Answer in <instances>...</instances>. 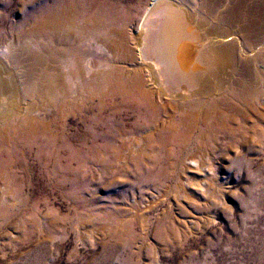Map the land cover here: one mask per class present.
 <instances>
[{
  "label": "bare ground",
  "instance_id": "bare-ground-1",
  "mask_svg": "<svg viewBox=\"0 0 264 264\" xmlns=\"http://www.w3.org/2000/svg\"><path fill=\"white\" fill-rule=\"evenodd\" d=\"M218 137L264 143V0H0L1 192L20 198L36 178L40 194L77 201L87 172L115 170L206 213L189 192L214 190L205 165ZM246 156L237 169H252ZM37 211L12 223L8 246L26 251L0 264L58 260V220Z\"/></svg>",
  "mask_w": 264,
  "mask_h": 264
},
{
  "label": "rangeland",
  "instance_id": "rangeland-1",
  "mask_svg": "<svg viewBox=\"0 0 264 264\" xmlns=\"http://www.w3.org/2000/svg\"><path fill=\"white\" fill-rule=\"evenodd\" d=\"M218 140L219 143L211 147L210 162L205 165L214 190L206 193L193 188L189 192L196 194L197 205L206 213H195L187 200L172 194L165 196L159 183L145 184L132 174L115 177V170L87 172L85 198L77 201L73 199L77 191L69 198H61L55 192L40 194L36 178L26 182L19 192L20 198L13 196L18 195L14 186L0 191V209L9 211L10 220H0V228L7 227L0 233V260L26 251L8 246L10 240L17 241L19 237L12 223L21 219L20 214H25V219L29 220L30 212L37 206L36 219L40 222L47 219V214L58 220L56 233L60 240L57 241L63 244H60L62 252L55 264L256 263V251L264 248V143L256 140L250 143L248 150H243L241 143L229 145L222 137ZM191 149H188L189 155L193 152ZM13 152L11 149L10 155L14 157L11 167H17L21 156ZM243 154L253 164L250 171L234 166L237 156ZM29 155L27 153L25 158L33 167L34 161ZM200 175L188 174L193 182ZM184 211L189 213L188 217L183 216ZM170 227L173 234L168 245L163 238ZM116 234L123 236L122 244L131 243L130 247H122ZM239 235H244L241 242L237 241Z\"/></svg>",
  "mask_w": 264,
  "mask_h": 264
}]
</instances>
